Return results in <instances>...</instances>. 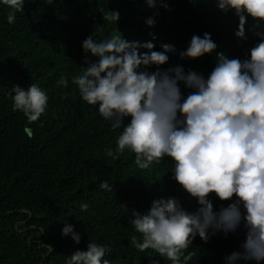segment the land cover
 Segmentation results:
<instances>
[{
    "label": "trees",
    "instance_id": "trees-1",
    "mask_svg": "<svg viewBox=\"0 0 264 264\" xmlns=\"http://www.w3.org/2000/svg\"><path fill=\"white\" fill-rule=\"evenodd\" d=\"M166 2L168 9L159 4L150 9L146 0H25L12 24L9 9L0 4V264H65L74 252L87 250L91 240L110 245L105 259L111 264H171L151 249L140 252L131 246L132 235L139 238L129 223L131 211L147 212L154 199L168 197H177L189 211L198 204L174 180L171 158L141 170L128 150L117 160L106 157L105 148H115L122 129L113 131L71 84L86 66L82 42L90 35L107 38L116 28L104 20L107 11L119 12L117 27L128 41H151L157 51L166 43L175 46L164 68L181 65L205 77L215 67V53L195 61L179 56L193 35L211 34L217 52L241 60L259 43L252 18L247 39L240 40L235 36L238 17L220 11L216 0ZM149 17L156 20L154 28L145 23ZM61 74L69 79L68 88L56 86ZM31 83L39 84L49 102L40 121L29 125L12 110L9 91ZM181 89L185 95L190 91ZM104 181L112 192L100 189ZM210 197L216 210L230 203L215 193ZM82 203L89 204L86 212ZM66 223L81 235L80 244L63 236ZM245 240L243 229L227 237L218 233L207 243L197 236L185 253H195L188 264H225V257L243 250Z\"/></svg>",
    "mask_w": 264,
    "mask_h": 264
},
{
    "label": "clouds",
    "instance_id": "clouds-1",
    "mask_svg": "<svg viewBox=\"0 0 264 264\" xmlns=\"http://www.w3.org/2000/svg\"><path fill=\"white\" fill-rule=\"evenodd\" d=\"M24 2L0 0L9 9V24ZM158 4L169 8L166 0H146L150 9ZM216 5L238 17L235 36L240 40L247 39L252 18L259 43L250 49V57L241 60L217 52L216 42L205 32L193 35L179 56L195 61L215 53V67L207 77L186 72L181 65L164 68L175 46L166 43L157 51L151 41H128L117 27L119 12L107 11L104 20L116 28L107 38L90 35L82 42L86 66L72 76L71 84L113 131L122 129L115 148H105L106 157L117 160L128 150L141 170L171 158L174 180L198 204L189 211L177 197H168L154 199L147 212L132 210L129 223L139 238L132 235L131 246L140 252L151 249L171 264H188L195 253H185L197 236L207 243L218 233L227 237L243 229V250L225 257V264H264V0H216ZM145 23L156 26L154 17ZM181 85L190 90L187 95ZM56 86L68 88L69 79L61 74ZM9 95L12 110L22 113L29 125L48 109V94L37 83L27 89L16 85ZM24 131L33 136L30 127ZM99 187L112 192L107 181ZM212 193L230 203L216 210ZM88 208V203L81 204L82 212ZM62 234L81 243L71 224H65ZM110 253L109 244L91 240L87 250L74 252L65 264H111L105 259Z\"/></svg>",
    "mask_w": 264,
    "mask_h": 264
}]
</instances>
